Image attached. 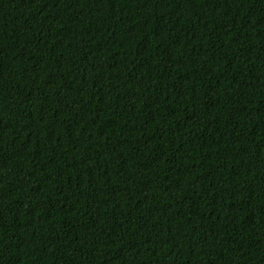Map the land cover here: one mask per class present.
Listing matches in <instances>:
<instances>
[{"label": "trees", "instance_id": "obj_1", "mask_svg": "<svg viewBox=\"0 0 264 264\" xmlns=\"http://www.w3.org/2000/svg\"><path fill=\"white\" fill-rule=\"evenodd\" d=\"M0 264H264V0H0Z\"/></svg>", "mask_w": 264, "mask_h": 264}]
</instances>
